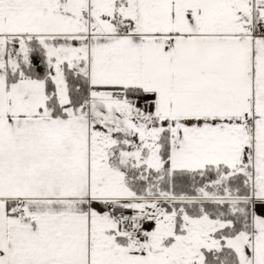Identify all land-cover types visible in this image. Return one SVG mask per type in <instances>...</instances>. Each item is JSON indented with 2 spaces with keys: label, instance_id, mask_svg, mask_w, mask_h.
<instances>
[{
  "label": "snow or ice",
  "instance_id": "snow-or-ice-1",
  "mask_svg": "<svg viewBox=\"0 0 264 264\" xmlns=\"http://www.w3.org/2000/svg\"><path fill=\"white\" fill-rule=\"evenodd\" d=\"M0 264H264V0H0Z\"/></svg>",
  "mask_w": 264,
  "mask_h": 264
}]
</instances>
